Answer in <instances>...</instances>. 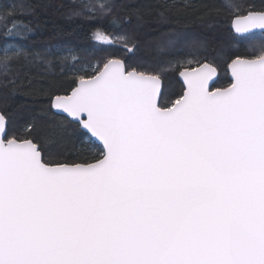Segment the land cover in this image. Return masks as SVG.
Segmentation results:
<instances>
[{"label":"snow or ice","instance_id":"6c2138e0","mask_svg":"<svg viewBox=\"0 0 264 264\" xmlns=\"http://www.w3.org/2000/svg\"><path fill=\"white\" fill-rule=\"evenodd\" d=\"M224 7L240 40H259L254 58L231 60L229 87L216 89L217 68L197 61L166 103L157 75L105 57L53 98L80 129L63 160L10 135L0 112V264H264V10ZM0 24L30 30L14 8ZM23 55L0 48V68Z\"/></svg>","mask_w":264,"mask_h":264},{"label":"trees","instance_id":"16d2710c","mask_svg":"<svg viewBox=\"0 0 264 264\" xmlns=\"http://www.w3.org/2000/svg\"><path fill=\"white\" fill-rule=\"evenodd\" d=\"M101 1L111 6L110 15L102 13L99 0H0V14L5 8H14L16 18L30 29L19 35H7L0 24V48L9 42L24 53L7 70L0 68V112L9 119L10 135L18 140L32 139L54 152H62L61 160L74 155L70 137L79 135L80 129L68 124L64 117L53 114L50 103L54 96L72 90L79 71L67 72L70 61L59 60L56 49H70L75 59L86 66L108 56L121 57L131 66L162 80L166 103L181 95L182 86L177 75L186 65L173 69L169 65L163 79L157 74L156 65L148 68L150 54L146 47L151 40L166 34L204 40L203 53L191 54L189 67L195 66L197 61L213 64L218 72L216 89L230 85L227 67L232 59L237 56L254 58L259 51L258 39L242 41L233 35L234 11L225 8L221 0ZM241 1L239 6L246 9L244 13L264 10V0ZM88 8L94 11L89 12ZM114 17L119 19V25L113 24ZM97 30L111 37L120 35L128 39L120 40L115 46H103L93 41ZM118 46L133 50L129 52ZM174 59L176 63L179 61L178 56L173 57L171 65ZM65 128L67 133L63 131ZM98 154L94 150L89 158Z\"/></svg>","mask_w":264,"mask_h":264},{"label":"rangeland","instance_id":"374dc122","mask_svg":"<svg viewBox=\"0 0 264 264\" xmlns=\"http://www.w3.org/2000/svg\"><path fill=\"white\" fill-rule=\"evenodd\" d=\"M98 4L102 5L105 4L103 1L99 0ZM244 1V0H243ZM221 2L224 4L225 0H221ZM242 2L241 0H232V3L234 5H238ZM241 11H245L246 9L242 10V6H239ZM88 11H94L93 9H89ZM233 11V10H232ZM3 47H11L15 49L21 50L17 45L12 43H5L3 44ZM122 49H127L126 47L118 46ZM206 47V44L204 43V40L201 41V38L199 39L196 36H189V35H175V34H166L159 36L153 40H151L146 47L147 52L150 54V61L148 64V68L153 69L156 65L158 69L157 74L162 76L163 79L166 78V70L170 67V69H173L175 66H183L189 67L191 63V58L193 53L202 52L203 49ZM22 51V50H21ZM203 53V52H202ZM55 54L58 55L59 60L61 61H70V67L67 69V72H83L84 70H91L94 68V66L97 63H94L92 65H81V61L79 59H75V54L70 49L65 50H55ZM54 55V53H53ZM184 55V56H183ZM191 55V56H190ZM179 61L176 60L173 62V65H171V60L173 57H177ZM184 59V60H183ZM183 60V61H182ZM176 63V64H175ZM170 65V66H169ZM71 66H73L71 68Z\"/></svg>","mask_w":264,"mask_h":264},{"label":"water","instance_id":"95a60500","mask_svg":"<svg viewBox=\"0 0 264 264\" xmlns=\"http://www.w3.org/2000/svg\"><path fill=\"white\" fill-rule=\"evenodd\" d=\"M231 30H232V33H233L234 36L239 37L240 34H235V33H234V30H233V28H232V21H231ZM252 31H254V32H259V31H261V30H260V29H254V30H252ZM93 41H94L95 43L100 44V45H103V46H109V45H107V44L101 43L100 41L96 40L94 37H93ZM227 73H228V78H229V81H230V84H231L233 78H232V76H231V69L229 68V65H228V67H227ZM158 79H159V78H158ZM177 79H178L179 83L182 85V87H183V91H184V90H185V85L183 84V78L179 75V73H178V75H177ZM217 79H218V72H217L216 76L213 77V82L215 83V82L217 81ZM159 81H160V87H161V90H162V81H161L160 79H159ZM229 86H230V85H229ZM229 86H228V87H229ZM221 90H222V89H221ZM70 93H71V91H70L68 94H70ZM50 109H51L52 113L55 114V115L62 116V117H65V116H66V114L63 113L62 110L55 109V108L53 107V99L51 100V103H50ZM96 146L102 148V144H101L100 142H97V145H96Z\"/></svg>","mask_w":264,"mask_h":264},{"label":"flooded vegetation","instance_id":"af4514ba","mask_svg":"<svg viewBox=\"0 0 264 264\" xmlns=\"http://www.w3.org/2000/svg\"><path fill=\"white\" fill-rule=\"evenodd\" d=\"M161 80V79H160ZM162 81V80H161ZM182 86V85H181ZM162 89H163V82H162ZM182 93H183V87H182V92H181V95H182Z\"/></svg>","mask_w":264,"mask_h":264}]
</instances>
